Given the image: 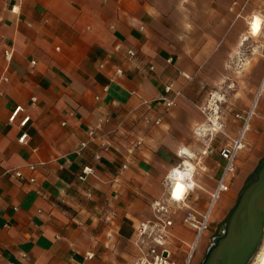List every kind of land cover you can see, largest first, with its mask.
<instances>
[{
	"label": "crops",
	"instance_id": "1",
	"mask_svg": "<svg viewBox=\"0 0 264 264\" xmlns=\"http://www.w3.org/2000/svg\"><path fill=\"white\" fill-rule=\"evenodd\" d=\"M248 3L0 0V264H126L139 255L135 231L150 217L149 202L162 195L165 175L182 160L195 169L188 204L205 211L224 160L216 137L209 153L200 154L197 105L233 78L228 62L243 57L239 47L264 34L250 24L264 8L252 13ZM4 50L11 51L9 61ZM262 72L254 96H244L252 120L260 119ZM167 85L169 95H182L165 108L159 99ZM16 106L22 110L9 122ZM228 118L225 129L235 137L239 120ZM253 126L244 132L249 142ZM245 156L239 153L238 167ZM85 165L92 174L80 181ZM15 170L23 178L6 174ZM232 179L211 220L236 203L243 179ZM184 211L175 210L165 243L176 264L195 237L182 222ZM201 259L199 253L190 264Z\"/></svg>",
	"mask_w": 264,
	"mask_h": 264
},
{
	"label": "built area",
	"instance_id": "2",
	"mask_svg": "<svg viewBox=\"0 0 264 264\" xmlns=\"http://www.w3.org/2000/svg\"><path fill=\"white\" fill-rule=\"evenodd\" d=\"M264 5V0L262 1ZM16 9L13 8L12 11ZM250 24L248 23V28ZM264 29V14L261 15L260 29ZM128 54L133 55V51L129 50ZM11 51L4 50L3 57L6 61L11 59ZM35 62L32 61V64ZM116 74L121 75L122 70L116 69ZM229 85H217L211 88L206 96L205 101L202 104L197 105V109L203 115V122L194 129V134L205 143L204 148L201 150V155H206L210 151V146L213 139L217 136H224L227 138V143L219 145L218 154L224 160L222 172L217 180L216 186L213 192L210 194V201L205 211L199 212L188 204V198L190 193L195 189V169L184 163V160L180 161L176 166L171 168L163 179L164 192L161 196L152 199L149 202L150 217L140 221L136 227V234L134 244L139 251V255L126 264H176L170 259V253L165 248V243L169 235V229L173 225V214L177 208H184L185 211L182 216V222L187 225L194 232L195 243L205 232L208 226L211 205L218 197L227 192L229 189L230 180L233 178L235 172V161L238 152L245 147L243 131L240 132L248 123V116L236 113L234 118L241 120V128L235 137H231L226 129L223 119L222 106L226 101L227 88ZM171 86L164 87V94L160 97L162 104L165 108L175 105L176 99L182 95L180 91H175L172 95ZM34 100V97L32 98ZM22 110L20 106H16L9 114L8 121L12 122L17 114ZM29 116H24L19 125L24 126L28 121ZM161 120L158 117L155 123H159ZM93 132H90L92 134ZM26 138V134L23 133L18 140L23 142ZM86 143H82L84 147ZM29 170L34 169L33 164H27ZM15 178H23L20 170L7 171ZM92 174L90 166L85 165L81 167L77 178L80 181H85L89 175ZM33 182V178L28 179ZM178 184L181 186L177 188ZM178 192L179 195L175 196ZM179 197V198H177ZM192 252V249H191ZM191 252L185 258L182 264H190ZM92 252H87L86 257L91 258Z\"/></svg>",
	"mask_w": 264,
	"mask_h": 264
},
{
	"label": "rangeland",
	"instance_id": "3",
	"mask_svg": "<svg viewBox=\"0 0 264 264\" xmlns=\"http://www.w3.org/2000/svg\"><path fill=\"white\" fill-rule=\"evenodd\" d=\"M262 1L263 0H249L248 7L250 9V12L252 11V13L253 12L256 13L259 12L260 9H263L264 5ZM238 51L244 54L243 57H241L240 60L228 62L229 66L230 65L233 66V71H232L234 74L233 78L230 80L229 78H227L225 82L219 84L223 86L224 85L230 86L227 88L226 101L223 103L222 106L223 118L226 119V121H228L229 119L228 117L230 116L234 118L235 113H241L242 115H246L248 113L250 102L246 107L245 106L246 103L244 102L245 101L244 96L248 95L251 96V98L252 96H254L257 86L263 75L262 71L264 69V34L256 39L250 37L248 40L245 41L243 46L239 47ZM256 58L258 60H256ZM230 68L231 67H228L227 69ZM258 113L260 119H256L254 117L253 120L250 119L251 127L254 125L249 137L251 139L250 140L251 142L248 141L247 136H244L243 141L245 143V147L238 152V155L242 151L246 153L245 161L243 162V165L240 167L237 166V163L235 161V172L232 180L236 179L237 176L242 177L243 183H242L241 191L244 188V186L252 179L255 172L260 167L262 160L264 159V98L259 103ZM241 124L242 122L241 120H239L238 129L241 128ZM227 133L229 134L228 131ZM217 141L219 142V145H221L227 143L228 140L224 136L220 137L219 135L216 137L215 142L217 143ZM212 145L214 146L213 143ZM260 157H262L259 162L260 164L256 165L255 164L257 161L256 159H260ZM221 203H222L221 199L217 200V203L214 208L213 216L215 215ZM232 208H230L226 212L224 217L221 219L214 218L211 220L209 218L207 229L197 240V245L193 251L194 255L192 254L193 257L191 256V260H190L191 263L192 260H194V258L199 253H202L201 261L203 260L206 251L208 247L212 244L214 238L222 233L227 217L230 211L232 210ZM205 245L208 246L205 250H203ZM259 246H258L259 249H261V247L264 246V231ZM257 249H256L257 252L256 251L254 252V254L252 255V257L250 258L247 264H255V255L259 251V249L258 250ZM183 256L184 254L181 253V251H178L174 257L178 260H181Z\"/></svg>",
	"mask_w": 264,
	"mask_h": 264
},
{
	"label": "water",
	"instance_id": "4",
	"mask_svg": "<svg viewBox=\"0 0 264 264\" xmlns=\"http://www.w3.org/2000/svg\"><path fill=\"white\" fill-rule=\"evenodd\" d=\"M264 231V159L242 189L222 233L200 264H247Z\"/></svg>",
	"mask_w": 264,
	"mask_h": 264
},
{
	"label": "bare ground",
	"instance_id": "5",
	"mask_svg": "<svg viewBox=\"0 0 264 264\" xmlns=\"http://www.w3.org/2000/svg\"><path fill=\"white\" fill-rule=\"evenodd\" d=\"M260 20H261V18H259V17H253L252 20H251V22H250V24L252 25L253 30H256V32H258V33H259V29H260ZM251 25H250V27H249V30L251 29ZM258 33H257V35H258ZM257 35H256V36H257ZM245 39H246V38H245ZM251 115H252V113H250V112L247 114L248 119H249V120H248V123H247V124L245 125V127L240 131V132L243 131V137H244V132L249 128V124H250L249 122H250V119H251ZM184 153L187 154V155H189L190 157L192 156V155H190V154L188 153V151H186V150H184ZM185 164L191 166L188 162H186ZM191 167H192V166H191ZM180 186H181V185L178 184L177 188H179ZM178 195H179V193L176 192V193H175V196H178ZM214 203H215V201L212 203L211 208H212V206H213ZM216 238H217V237L214 238L213 243H214V241L216 240ZM213 243H212V244H213ZM212 244H211V245H212ZM196 245H197V242L195 243V241H194L191 255L193 254V251H194ZM211 245H210V246H211ZM210 246L208 247V249L210 248ZM259 247H260V246H259ZM208 249H207V251H208ZM258 249H259V248H258ZM258 249H257V250H258ZM207 251H206V252H207ZM256 252H257V251H256ZM203 259H204V258H203ZM255 264H264V246L261 247V249H259L258 253L255 255Z\"/></svg>",
	"mask_w": 264,
	"mask_h": 264
},
{
	"label": "snow or ice",
	"instance_id": "6",
	"mask_svg": "<svg viewBox=\"0 0 264 264\" xmlns=\"http://www.w3.org/2000/svg\"><path fill=\"white\" fill-rule=\"evenodd\" d=\"M177 198H179V197H177Z\"/></svg>",
	"mask_w": 264,
	"mask_h": 264
}]
</instances>
